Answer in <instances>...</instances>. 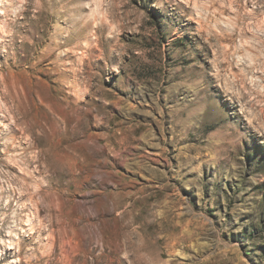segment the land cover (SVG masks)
Masks as SVG:
<instances>
[{"label": "rangeland", "instance_id": "374dc122", "mask_svg": "<svg viewBox=\"0 0 264 264\" xmlns=\"http://www.w3.org/2000/svg\"><path fill=\"white\" fill-rule=\"evenodd\" d=\"M263 41L264 0H0V264H264Z\"/></svg>", "mask_w": 264, "mask_h": 264}, {"label": "bare ground", "instance_id": "6f19581e", "mask_svg": "<svg viewBox=\"0 0 264 264\" xmlns=\"http://www.w3.org/2000/svg\"><path fill=\"white\" fill-rule=\"evenodd\" d=\"M182 1H184V0H182ZM239 2H241V1H239ZM232 3V2H231ZM252 14V13H251ZM246 16V15H245ZM249 16V15H248ZM254 17V16H253ZM246 19V18H245ZM264 42V41H263ZM263 44V43H262ZM10 248H12L11 246H10Z\"/></svg>", "mask_w": 264, "mask_h": 264}]
</instances>
